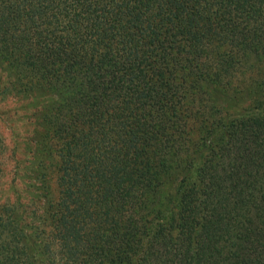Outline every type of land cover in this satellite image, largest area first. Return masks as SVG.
Instances as JSON below:
<instances>
[{
  "label": "trees",
  "instance_id": "16d2710c",
  "mask_svg": "<svg viewBox=\"0 0 264 264\" xmlns=\"http://www.w3.org/2000/svg\"><path fill=\"white\" fill-rule=\"evenodd\" d=\"M0 69L52 99L64 264H264V0H0ZM11 219L0 264H34Z\"/></svg>",
  "mask_w": 264,
  "mask_h": 264
},
{
  "label": "rangeland",
  "instance_id": "374dc122",
  "mask_svg": "<svg viewBox=\"0 0 264 264\" xmlns=\"http://www.w3.org/2000/svg\"><path fill=\"white\" fill-rule=\"evenodd\" d=\"M12 82L13 79L8 78L0 69V223L7 225L13 217L22 218L13 220L12 225L17 230L23 229L28 235L24 242L18 244L23 250L33 245L36 235L34 228L43 230L45 233H40L39 244L44 246L45 254L34 250V264H64L59 233L62 232L59 231L62 224L56 222L57 217L63 218L59 206L63 204L61 200H64V196L61 194L56 173L52 179L50 178L53 174L44 177L39 173L40 166L37 165V150L40 145L35 133L41 129L36 117L52 99L15 96L11 92ZM4 90H9L10 95H3ZM244 97V94L228 97L218 109V115L222 114L228 118L258 113L261 110L254 105L256 97L248 101ZM46 164L45 166H48L49 163ZM63 220L65 221V218ZM12 235L11 233L8 237ZM38 253L42 254V257L37 256Z\"/></svg>",
  "mask_w": 264,
  "mask_h": 264
}]
</instances>
